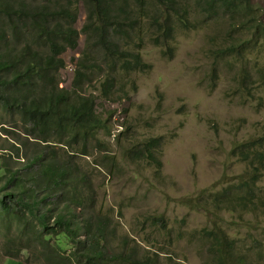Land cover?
Returning a JSON list of instances; mask_svg holds the SVG:
<instances>
[{
	"label": "rangeland",
	"instance_id": "obj_1",
	"mask_svg": "<svg viewBox=\"0 0 264 264\" xmlns=\"http://www.w3.org/2000/svg\"><path fill=\"white\" fill-rule=\"evenodd\" d=\"M3 1L19 8L20 0ZM175 1L178 12L160 0H113L112 9L128 2L129 21L135 22L133 26L124 22L125 34L114 32L113 26L106 27V34L113 36L111 42L119 43L124 59L129 58L126 53L139 55L137 63L144 67L141 70L114 64L111 55H106L100 44L97 46L93 27L101 25L99 19L92 22L90 31L83 32L88 0H23V11L30 14L26 18L22 12L13 14L15 24L0 13L1 58L16 63L15 68L23 71L30 67L28 56L24 64H18L25 45L39 51L36 57L48 54L45 40L37 36L34 24L26 21L38 11L53 22L61 21L63 28L68 22L62 21L58 12L52 16V10L68 7L77 12L72 23L80 32L77 47L61 55L65 66L57 70L54 80L70 91L75 77L72 61L83 56L96 63L89 67L88 82L80 91L94 95L93 105L102 111L107 128L102 123L93 126L89 155L81 153V142L58 153L61 163L69 164L79 178H84L78 180L84 196L93 193L95 197L94 207H84L82 201V226L97 218L108 225L103 238L92 231L90 237L83 235L82 241L75 242L60 231L58 235L50 233L45 250L26 247L23 241L12 247L0 240V264H25L22 261L26 258L30 260L26 264H43L49 248L60 245L62 251L73 254L81 243L84 247L101 244L109 255L117 257L137 253L133 245L124 247L120 241L152 247L148 264H218L214 255L219 248L206 237V228L227 241H244L249 264L260 263L258 254L264 256V250L251 249V237L254 233L264 235L255 199L264 197V173L256 182L254 198L247 191L239 196L252 201L250 205L257 206L255 212L243 216L227 204L231 197L221 192L238 191L235 186L244 184L251 189L253 183L247 180L251 173L242 161L255 149L264 151V36L251 20L264 19V0H240L243 2L237 11L226 9L222 2L208 11L206 0ZM184 9L189 12L187 20L181 16ZM247 73L249 78H245ZM112 74L113 94L104 98L101 84ZM6 80L10 75L0 70V82ZM41 87L38 83L31 88V95L40 94ZM4 90L12 92L7 84L0 85V93ZM1 122L0 132L5 126L24 141L20 120L16 119L12 127ZM153 138L161 139L155 151L161 168L138 152ZM212 192L217 194L202 199L203 193ZM209 201L218 202L219 208L206 209L204 204ZM59 214L69 222L75 219L72 213L58 208L50 212L53 220ZM258 223L257 228L254 225ZM261 241L264 249V238ZM5 252L15 257L6 258ZM108 264L128 263L114 258ZM133 264H147V259L137 258Z\"/></svg>",
	"mask_w": 264,
	"mask_h": 264
},
{
	"label": "trees",
	"instance_id": "obj_2",
	"mask_svg": "<svg viewBox=\"0 0 264 264\" xmlns=\"http://www.w3.org/2000/svg\"><path fill=\"white\" fill-rule=\"evenodd\" d=\"M238 1V3H233L231 0H206L208 5L205 6V9L212 11L217 8V2H222L227 7L226 9L237 11L243 2ZM0 2V13L4 14L11 24H15L13 14L22 12L25 18L30 14L28 11H23L25 8L23 0H20L19 8L16 9L3 0ZM160 2L174 12L179 11L175 0H160ZM126 3L112 9L113 0H88V3L84 5L87 17L83 32L90 31L91 26L94 25L92 22L96 18L99 19L102 22L101 25L93 27L94 33L98 36L97 46L100 44L101 48L107 52L106 55H111L114 64L120 63L127 69L141 70L144 67L137 63L139 55L126 53L129 58L124 59L119 43L111 42L109 39L113 36L106 34L107 26H113L114 32L122 34L126 33L123 29L124 22L133 26L135 21H129L131 13ZM40 7L48 9L44 4H41ZM54 12H58L62 21L68 22L66 27L62 28L61 21L53 22L46 13L38 11L35 16L26 21L30 25L34 24L37 36L45 40L48 54L36 57L39 51H32L25 45L21 52V62L18 64H24L28 56L30 67L23 71L17 70L16 63L3 60L0 55V70H4L10 75V80L2 81L0 85L7 84L12 90V92L4 90L0 93V118L6 120L10 127L16 119L20 120L21 131L25 134L22 142L17 138L19 135L15 131L2 129L5 136L2 139L3 145L0 146V169L3 170V174L0 175V240L8 241L12 247L23 241L26 247L45 250L49 246L47 236L50 233L58 235V231H60L64 235L70 236L72 242H75L82 241L83 235L90 237L92 231L103 238L108 229L105 221L97 218L92 223H88L86 227L81 225L82 232H79L78 223H84V219L80 218L81 212L79 211L82 201L84 207H94L95 197L93 193L84 196L78 181L84 178H79L76 170H72L69 164L61 163L58 153L60 150L71 148L74 143L81 142V153L89 155L88 139L92 137L90 131L93 126L102 123L104 128H107V125L103 119L102 111L93 105L94 95L92 93L85 95L80 91L81 86L88 82L89 67L96 63H92L83 56L77 61H72V65L75 66V77L70 91L59 87L54 80L57 70L65 66L61 55L68 49H75L80 36V32L75 30L74 24H72L78 17L76 11L62 7L57 11L52 10V16ZM188 14L186 9L181 12V16L186 20ZM122 16L125 17L122 18ZM251 20L254 21L258 33L264 36V19L259 20L252 17ZM166 36L169 37V31L166 32ZM26 52L29 55H26ZM131 57H134L135 60ZM250 76L247 73L245 78ZM114 81L115 76L112 74L107 75L102 82L101 90L104 98L113 94ZM38 83H41L42 86L40 94L32 96L29 90L35 89ZM9 134L11 137L8 136ZM9 138L12 139L11 143L8 141ZM97 142L99 141L97 140ZM57 146L58 150L55 148ZM160 146L161 139L153 138L148 140L138 152L140 155L143 153L145 159L151 160L158 168H161V162L155 156V151ZM21 150L23 151L22 155L19 154ZM245 154L247 156L249 151ZM242 162L252 171L248 180L249 183H253V187L247 190V193L254 198L252 192L257 189L256 182L264 173V151L255 149ZM235 188L239 190L241 187L236 185ZM237 192L225 190L221 193L231 197L227 204L238 209L243 216L255 212L257 206L254 204L251 206L252 201L244 200L239 197L240 195H237ZM215 194L217 193H203L202 199ZM64 199L67 202L62 203ZM255 199L260 208L256 216L259 223H264V197L257 196ZM204 206L208 210L215 211L220 204L209 201ZM53 208L72 213L75 217L74 221L69 222L63 214L57 215L53 220L50 216ZM35 222H38L39 226ZM209 237L214 247L219 248L214 255L217 263L249 264L245 253L234 256L230 252L235 248V240L227 241L225 236L215 234L214 231H211ZM148 253L146 252V255ZM5 257L14 258L15 255L5 252ZM114 258H122L128 264L136 263L137 258L141 259L138 253L128 255L126 258L117 257L109 255L101 244L84 247L81 243L80 248L73 254L62 251L60 245L49 248L42 258V263L108 264L109 259ZM169 260L172 261V259ZM259 260V264H264V256ZM22 263H30V260L26 258Z\"/></svg>",
	"mask_w": 264,
	"mask_h": 264
},
{
	"label": "clouds",
	"instance_id": "obj_3",
	"mask_svg": "<svg viewBox=\"0 0 264 264\" xmlns=\"http://www.w3.org/2000/svg\"><path fill=\"white\" fill-rule=\"evenodd\" d=\"M0 121H2V122H1V125H2V124H6V125L9 126V124L6 122V120L0 118ZM2 129H8V128H6L5 126H1L0 141H2V139H3L4 136H5V134H4V132H3ZM249 171H250V173H251V175H252V171H251V169H249ZM251 175L247 178V180L251 177ZM241 182H242V184H244V180H241ZM247 190H249V188L247 187V185L245 186V184H244V186H241V188L238 190L237 195L239 196V195H241V193H244V191H247ZM205 217H207V218H212V217H210V216H205ZM216 223H217V222H216ZM216 223H213V225L216 224ZM212 228H213V227H212ZM211 231H212V229H207V228L204 229V233L206 234V237L208 238L209 241H210L209 234L211 233ZM120 242L122 243V245H123L124 247H129V245H133V246L137 249V253H138V255H139L141 258H145V259H147V263L149 262V256L146 255V252H150V251H152V247H149V249H146L143 245L138 244L136 241H120ZM126 242H127V243H126ZM125 243H126V244H125Z\"/></svg>",
	"mask_w": 264,
	"mask_h": 264
},
{
	"label": "bare ground",
	"instance_id": "obj_4",
	"mask_svg": "<svg viewBox=\"0 0 264 264\" xmlns=\"http://www.w3.org/2000/svg\"><path fill=\"white\" fill-rule=\"evenodd\" d=\"M223 12V11H222ZM81 225H82V223L80 222V223H78V227H80V229H79V232H82V230H81ZM259 225V223L258 224H256V225H254V226H258ZM258 228V227H257ZM264 231V226H263V228H261L260 229V232H263ZM252 238V244H253V246L251 247V249H253V248H255V249H257V250H264L263 249V245H262V239L264 238V235H262V236H260L258 233H254V235L251 237ZM256 244H258L259 246H257ZM244 245V241H236V244H235V248H234V250H231L230 252L234 255V256H236V255H240V254H243V253H245L246 251H244V249H243V246ZM258 256H260V257H263V256H261L260 254H258ZM218 264H222L221 262H219ZM224 264V263H223Z\"/></svg>",
	"mask_w": 264,
	"mask_h": 264
},
{
	"label": "flooded vegetation",
	"instance_id": "obj_5",
	"mask_svg": "<svg viewBox=\"0 0 264 264\" xmlns=\"http://www.w3.org/2000/svg\"><path fill=\"white\" fill-rule=\"evenodd\" d=\"M63 202H67V200L64 199V200H62V203H63Z\"/></svg>",
	"mask_w": 264,
	"mask_h": 264
}]
</instances>
